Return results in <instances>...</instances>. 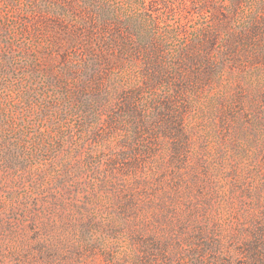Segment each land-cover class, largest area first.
<instances>
[{
  "label": "rangeland",
  "instance_id": "rangeland-1",
  "mask_svg": "<svg viewBox=\"0 0 264 264\" xmlns=\"http://www.w3.org/2000/svg\"><path fill=\"white\" fill-rule=\"evenodd\" d=\"M63 1L75 14L52 17L48 30L57 34L60 18L67 28L80 24L83 0H0V81L13 77L8 87L18 93L28 79L46 94L29 110L19 93L0 90L3 255L30 262L44 252L39 258L56 264H81V252L88 264H264V32L256 46L234 41L235 53L227 50L251 25L261 29L264 0H99L140 34L131 54L152 42L169 76L141 94V56L132 63L138 72L108 71L99 90L83 94L100 104L96 126L64 92L49 97L48 82L72 95L87 80L75 68V46L31 35L41 13ZM3 64L12 68L6 79ZM110 115L121 118L118 128L107 127Z\"/></svg>",
  "mask_w": 264,
  "mask_h": 264
},
{
  "label": "trees",
  "instance_id": "trees-1",
  "mask_svg": "<svg viewBox=\"0 0 264 264\" xmlns=\"http://www.w3.org/2000/svg\"><path fill=\"white\" fill-rule=\"evenodd\" d=\"M205 3L208 2V0H204ZM236 5H240L241 0H235ZM83 9L82 11L78 12L79 15V25L78 26H72V28H67L65 24L63 23V19L68 16L70 13L72 15L75 14L74 12V4H70L68 2L62 3L57 10L49 8L47 12L41 13V18L38 19L40 21H44L43 23H39V25H33L31 26V35L35 38L39 36L49 37L52 36L54 40H56L57 37H64L67 39V41L70 43L71 46H75L73 49V54L76 57H79L81 64H76L75 68L79 69L85 77H88L87 80H82L80 84L78 85L77 89H74V94L69 95L67 93V86L61 83H51L48 82L49 87L51 88V92L49 94V97L55 101V95L59 94V89L61 92H64L65 94V100L68 103H73L77 106V110L81 112L80 117L83 122L91 121L94 126L97 125L99 117H100V104L97 100L92 99H85L83 98V94L86 90L89 88H93L96 90L100 89L101 81L104 76H106V73L109 71H116L119 72L121 70L125 69H134V61L137 60L138 57L141 56V58L144 61V67H145V75L139 74L141 77V86L138 88L139 93H143L144 91L153 90L159 81V79H168L169 74L167 71L161 66V64L157 61V59L154 56L153 52V44L152 42L144 44L143 52L138 49V52H134L133 55L131 54V48L130 43L133 42V37L137 39L141 43L142 38L140 34L136 32L130 31V24L127 22V32L123 31V26L126 28V26L119 22V20L116 18H113L110 10H108L105 5L101 4L99 0H83ZM257 4V2L255 3ZM259 5V4H257ZM260 7L264 10V5H260ZM57 13V14H56ZM54 16H63L64 18H60L57 20V24H55L56 29L60 31V34H57L56 31L52 32L48 29L51 28L54 21L52 20V17ZM51 18V19H50ZM76 24V22H74ZM260 29L261 25L253 24L248 28L247 32L241 33L239 36L235 37L233 41H230L228 45V51L229 53H235V46L233 45L234 41H237L239 45L242 47H252L256 46L254 43L259 39L262 32H264V24ZM124 28V29H125ZM18 29V27H17ZM6 31V30H5ZM1 32L5 33L1 30ZM213 33H207L205 34V38L208 39L209 43H212V35ZM208 44V43H207ZM206 45V44H205ZM9 48L11 47L8 46ZM203 47V46H202ZM131 54V55H129ZM199 53L195 52L192 53L191 59H187V63L193 64L197 61ZM130 56V57H129ZM186 57V56H185ZM184 58V62H185ZM127 64H130L127 66ZM1 69L3 70V77L4 79L7 78L8 69L12 70V68H8L7 64H3L1 66ZM124 69V70H125ZM31 71L32 68H31ZM134 71L138 72L137 69H134ZM181 77V74L179 75ZM21 78L24 81V77L21 76ZM18 78L16 77V80ZM10 81H0V90H2L4 93L9 94L8 97H13L12 95L15 92L14 89L11 90L8 86L12 82ZM23 81L17 80L16 83H23ZM11 86V85H10ZM48 87V86H47ZM9 88V90H8ZM44 90L37 89L36 87L33 88L32 84L28 79H26V82L20 86V89L18 90V95L20 99L21 105L25 106V109L29 108V110H35L36 104L41 100V96L45 95ZM49 93V88L47 89ZM137 95L130 96V100H135ZM161 105L163 108L162 110L166 109L167 112H169V108L171 107V100L170 98H164L162 100ZM121 108H126L125 105H123ZM42 112V111H41ZM77 112V111H76ZM171 113V112H170ZM169 113V114H170ZM47 112L45 111V108L42 112L41 118L44 119L47 115ZM123 114L125 116H129L128 112L125 110L123 111ZM173 115V114H172ZM40 119V118H39ZM111 121V122H110ZM121 121V118H113L111 115L109 116V124L107 127L109 130H112V128L115 129L119 127L117 126V122ZM114 126V127H113ZM86 128L83 126V130ZM4 131L1 127V121H0V154L4 150V146L2 145V133ZM88 134L85 132V136ZM99 135V134H98ZM2 136V137H1ZM132 142L138 145L137 138L133 136ZM8 163L10 167L17 165V160H11L9 162L7 159L4 160V164ZM11 163V164H10ZM148 249V247H146ZM167 249V248H165ZM78 251V250H77ZM44 252H40L39 255L43 254ZM37 255L34 260L27 261V260H21L20 258L15 259L8 256H4L2 251L0 250V264H56L55 262H51V259L49 260H41ZM146 255V254H145ZM42 256V255H41ZM80 260L82 261L81 264H88L87 260L83 257H85V254L81 252L79 255ZM149 256V255H148ZM147 257V256H146ZM253 262L257 260L256 258H253ZM256 259V260H255ZM57 264H70L68 259H61ZM142 264H152V261L147 258L145 262Z\"/></svg>",
  "mask_w": 264,
  "mask_h": 264
}]
</instances>
